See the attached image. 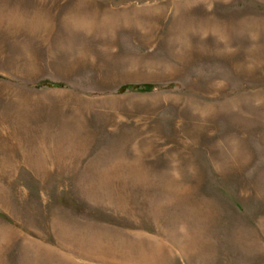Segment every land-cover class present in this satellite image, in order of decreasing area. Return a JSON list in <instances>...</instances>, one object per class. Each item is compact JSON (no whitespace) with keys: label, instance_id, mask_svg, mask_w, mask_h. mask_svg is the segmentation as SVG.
I'll return each mask as SVG.
<instances>
[{"label":"rangeland","instance_id":"obj_1","mask_svg":"<svg viewBox=\"0 0 264 264\" xmlns=\"http://www.w3.org/2000/svg\"><path fill=\"white\" fill-rule=\"evenodd\" d=\"M2 1L0 264H264V0Z\"/></svg>","mask_w":264,"mask_h":264},{"label":"trees","instance_id":"obj_2","mask_svg":"<svg viewBox=\"0 0 264 264\" xmlns=\"http://www.w3.org/2000/svg\"><path fill=\"white\" fill-rule=\"evenodd\" d=\"M154 87H155L154 84L126 85L124 87V90L125 91H137V92H150L151 90L154 89Z\"/></svg>","mask_w":264,"mask_h":264},{"label":"bare ground","instance_id":"obj_3","mask_svg":"<svg viewBox=\"0 0 264 264\" xmlns=\"http://www.w3.org/2000/svg\"><path fill=\"white\" fill-rule=\"evenodd\" d=\"M3 1H4V0H3ZM3 1H2V2H3ZM4 4H5V3H4Z\"/></svg>","mask_w":264,"mask_h":264}]
</instances>
